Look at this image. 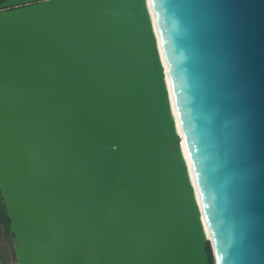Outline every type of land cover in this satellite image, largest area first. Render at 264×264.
I'll list each match as a JSON object with an SVG mask.
<instances>
[{"label": "water", "instance_id": "water-1", "mask_svg": "<svg viewBox=\"0 0 264 264\" xmlns=\"http://www.w3.org/2000/svg\"><path fill=\"white\" fill-rule=\"evenodd\" d=\"M0 195L19 264H264V0H0Z\"/></svg>", "mask_w": 264, "mask_h": 264}, {"label": "rangeland", "instance_id": "rangeland-1", "mask_svg": "<svg viewBox=\"0 0 264 264\" xmlns=\"http://www.w3.org/2000/svg\"><path fill=\"white\" fill-rule=\"evenodd\" d=\"M0 255L5 264H16L18 262L16 254V243L13 233L7 228L6 223L0 217Z\"/></svg>", "mask_w": 264, "mask_h": 264}, {"label": "bare ground", "instance_id": "bare-ground-1", "mask_svg": "<svg viewBox=\"0 0 264 264\" xmlns=\"http://www.w3.org/2000/svg\"><path fill=\"white\" fill-rule=\"evenodd\" d=\"M152 16H153V19H154V21H155V17H154L153 14H152ZM164 61H165V60H164ZM164 63H166V62H164ZM165 71H166V74H165V76H166V81H167V85H168L169 92H170L171 107H172V111H173V113L175 114V117H176V108H175V104H174V98H173L172 87H171V82H170V77H169V73H168V67H167V64H165ZM176 126H177L178 130L181 131L180 124H179V121H178L177 117H176ZM182 146H183L184 153H185V155H186V157H187L184 142H182ZM187 162H188V168H189L190 176H191V178H192V181L195 183V178H194V174H193L192 166H191V163H190L188 157H187ZM196 194H197V198H198V200L200 201V196H199L198 191L196 192ZM203 217H204V216H203ZM204 222H205V229H206L207 234H208V236H209V235H210V232H209V228H208V225H207V222H206L205 218H204Z\"/></svg>", "mask_w": 264, "mask_h": 264}, {"label": "trees", "instance_id": "trees-1", "mask_svg": "<svg viewBox=\"0 0 264 264\" xmlns=\"http://www.w3.org/2000/svg\"><path fill=\"white\" fill-rule=\"evenodd\" d=\"M0 217L6 223L7 228L10 229V217L7 214V209H6V206L4 204V201H3V198L1 197V195H0ZM206 249L209 253V264H215L213 251H212V248H211V245L209 242H207V244H206ZM16 264H19V263H16Z\"/></svg>", "mask_w": 264, "mask_h": 264}, {"label": "snow or ice", "instance_id": "snow-or-ice-1", "mask_svg": "<svg viewBox=\"0 0 264 264\" xmlns=\"http://www.w3.org/2000/svg\"><path fill=\"white\" fill-rule=\"evenodd\" d=\"M217 264H219V260L217 261Z\"/></svg>", "mask_w": 264, "mask_h": 264}]
</instances>
